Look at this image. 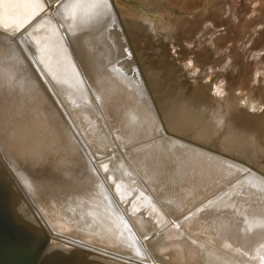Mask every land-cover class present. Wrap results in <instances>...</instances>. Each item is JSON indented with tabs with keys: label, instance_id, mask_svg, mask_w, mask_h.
Listing matches in <instances>:
<instances>
[{
	"label": "bare ground",
	"instance_id": "1",
	"mask_svg": "<svg viewBox=\"0 0 264 264\" xmlns=\"http://www.w3.org/2000/svg\"><path fill=\"white\" fill-rule=\"evenodd\" d=\"M150 3L0 0V183L27 229L4 264L36 247L39 264L264 260V163L190 141L182 122L164 136L151 124L148 77L170 75L172 40L185 38ZM184 81L195 93L197 77ZM248 93L229 106L262 112Z\"/></svg>",
	"mask_w": 264,
	"mask_h": 264
},
{
	"label": "rangeland",
	"instance_id": "2",
	"mask_svg": "<svg viewBox=\"0 0 264 264\" xmlns=\"http://www.w3.org/2000/svg\"><path fill=\"white\" fill-rule=\"evenodd\" d=\"M149 6H144L145 13H153L154 9L156 18L171 24L167 31L171 29L185 38L180 43L172 40L169 54L175 69L168 72L170 75L164 77L157 72L148 77L150 89H154L150 93L160 102L158 111L150 110L154 129L164 136V130L169 131L172 123L182 122L190 127H182L180 136L209 148L226 149L241 162L255 167L264 163V0H151ZM155 30L152 27L149 33L153 35ZM122 60L131 58L126 55ZM185 76L197 77L195 93L185 91ZM135 84L142 87L143 81ZM238 92H249L263 111L245 107L243 112H236L240 105L233 107L229 103ZM195 98L200 101L194 104ZM251 114L257 117V127L247 122ZM198 115L203 116L201 121H197ZM208 119L215 122L210 124ZM203 128L206 134L199 132Z\"/></svg>",
	"mask_w": 264,
	"mask_h": 264
},
{
	"label": "water",
	"instance_id": "3",
	"mask_svg": "<svg viewBox=\"0 0 264 264\" xmlns=\"http://www.w3.org/2000/svg\"><path fill=\"white\" fill-rule=\"evenodd\" d=\"M11 197L5 192L4 188L0 183V262L4 264L5 261L10 260L13 256L16 257L15 253L21 254L22 247L18 243L13 241V238H17V233L26 232V228L23 227L18 218L12 212L10 205ZM25 235V234H24ZM40 248L36 247L33 254L30 255L31 260L24 261L22 264H39L37 257L40 253ZM31 261V262H29ZM26 262V263H25Z\"/></svg>",
	"mask_w": 264,
	"mask_h": 264
},
{
	"label": "snow or ice",
	"instance_id": "4",
	"mask_svg": "<svg viewBox=\"0 0 264 264\" xmlns=\"http://www.w3.org/2000/svg\"><path fill=\"white\" fill-rule=\"evenodd\" d=\"M99 163L101 164L102 167L105 168V170H107V165L103 164V160L99 161ZM261 264H264V260H262Z\"/></svg>",
	"mask_w": 264,
	"mask_h": 264
}]
</instances>
